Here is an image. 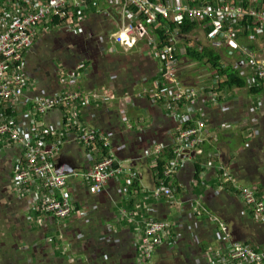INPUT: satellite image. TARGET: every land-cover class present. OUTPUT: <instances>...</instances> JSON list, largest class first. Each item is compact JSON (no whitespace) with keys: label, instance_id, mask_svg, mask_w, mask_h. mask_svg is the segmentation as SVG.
<instances>
[{"label":"crops","instance_id":"crops-1","mask_svg":"<svg viewBox=\"0 0 264 264\" xmlns=\"http://www.w3.org/2000/svg\"><path fill=\"white\" fill-rule=\"evenodd\" d=\"M95 5V7L89 6L84 10V19L76 23L77 28L74 30L53 29L46 31L43 27L41 28L42 33L27 58L31 61L32 56L41 52H46L44 55L50 54L51 62L53 61L51 68L53 74L48 73L45 76L49 70L44 67L31 72L30 75L36 80L37 85L36 91L31 92L29 97L33 98L42 94L43 88L53 92L62 91L66 87L79 91L82 93L83 100L75 107L76 116L86 128H96L106 135L108 134L104 127L108 121H104L107 119L105 112H114V109L119 112L122 116V120L119 122L121 126L120 128L115 125L111 126L114 133L111 132L112 136H109L112 146L109 150L124 168L139 173L137 180L139 190L133 191L129 187L133 180L129 179L128 174H122L109 181L102 194L91 195L84 184V179L81 175H77L71 178L70 188L76 202L75 207L87 213L86 215H73L71 218L61 221L47 219L39 211L30 214L36 199L35 192L20 194L13 182L14 171L18 163L16 157L19 158L20 155L15 153L12 148L2 147L3 144L0 142V201L9 204L5 218L1 217L3 214L0 215V231H2L0 232V264L5 262L17 264L15 261L19 260L29 261L32 254H39L42 249L48 251L49 258L55 257L56 252L60 254L62 252L66 255L64 259L74 261L76 264H97L101 259H104L105 253L100 250V245L108 244L101 243L100 238L106 234L118 237V240L114 241L113 245L111 244L112 256L107 258L111 259L107 261L108 264H140L139 249L136 245L137 226L134 221L122 219L121 210L131 209L141 202L148 206L144 216L148 215L155 220H173L179 215L178 202L186 203L188 209L191 205L206 207L211 213L219 215L224 220L232 232V241L249 242L255 247L263 249L264 224L259 221L251 207L244 203L235 184L225 182L229 177L228 173L233 170L235 159H239L254 142V137L250 134L253 125L260 123L262 128L260 134L264 137V86L253 76L248 65L243 71L238 69L240 74L248 80V86L233 89L223 88L222 91H217L220 92L219 99L217 97L211 99L208 96L209 91L205 89V95H200L196 105L181 103L177 110L173 109V104L166 100H154L152 92L160 87V83L164 82L161 79L160 57L156 48L148 45V39L145 37L140 40L136 48L125 51L111 37V33L117 31L118 26L110 11L118 12L108 2L101 7ZM107 11L111 17H107ZM148 31L150 38H156V31L154 33L151 29ZM255 32L262 33L255 27L250 30V33ZM86 33H89L87 38H93L96 36L95 34L103 33L106 48L115 46V53H109L107 50L106 58L102 59L99 55H95L94 59H90L87 54L83 56L78 53L64 52L65 44L61 39L75 35L81 39L85 38ZM192 38H196L198 41L194 42ZM47 40H52V44L50 45ZM214 40L208 39L203 25H198L191 34H183L177 45L180 48L179 54L182 55L178 67L184 60L191 62V58L185 55L187 47L196 49L208 47L218 52V47L223 39ZM180 43L182 45H179ZM251 51L257 52L255 54L264 60V56H262L264 48ZM55 59H57V63L54 62ZM105 60L109 62V68L106 67L107 64H104ZM124 61L127 63L137 61L138 65L122 66L119 64ZM206 61H204V65L212 67ZM81 63L84 64V68L78 70L77 67ZM222 64H224L223 57ZM62 72L64 75L79 73V76L71 85H67L60 80ZM187 72L189 73L190 70L186 69L185 74L178 72V76L186 86L194 87L188 81L196 77ZM216 73L213 70L205 75L206 83H211ZM217 75L222 83L227 79L226 76L221 78L218 73ZM132 76L137 79L131 84ZM255 83L263 89L258 95L250 92ZM145 90L148 92L144 93ZM94 94H99L101 98H94ZM216 99H218V103H215ZM201 113H204L202 114L205 116L203 119L209 124L208 131H204L206 142L201 144L199 151L197 150L191 157L186 158L176 169L172 181L181 188V191L175 193V197L172 199L150 198L152 190L158 187L156 166L165 145L173 143L179 131L184 130L183 120H193ZM42 119L46 124L55 128V141L62 137L63 114L61 110L51 111ZM36 120L38 121L39 117H36ZM122 144L127 145V150H120ZM128 145L130 146L129 150ZM160 146H162V151L159 155L154 154ZM126 153L130 156H127ZM175 153L177 154L176 150ZM260 154L263 160L264 144ZM102 155L97 144L85 145L77 131H74L56 152L54 163L65 173L74 171L81 173L90 169L101 159ZM224 167L227 168H225V177L222 174ZM237 180V186H256L259 194L264 196L261 178H256V180L239 178ZM199 181H201L200 184H198ZM40 195L45 196L46 191L41 189ZM174 201L176 203L173 205ZM39 208L40 206L37 205V209ZM144 216L138 213L136 219L143 220ZM200 218H204L199 229L203 246L195 244L190 233L185 231L186 235L178 241L176 253L181 256L185 255L187 243L191 241L199 251L196 256L202 253L206 259L205 262L211 264L209 256L207 257L210 249L226 248L231 241L216 239L214 229L218 227L217 224L212 223L204 216ZM81 219H86L87 223H80ZM205 219L206 222L203 223ZM77 230H81L82 235L84 234L86 238H76ZM175 230L172 232L175 233ZM3 231H12V235L19 232L26 236L23 238L26 252L22 253V258H20L21 253L17 245L13 246V250H15L13 254L18 258H9L8 249L4 247L6 240ZM10 244L13 245V243ZM203 249L205 253H203ZM168 250L167 244L158 248L154 259L159 261L161 257L168 255Z\"/></svg>","mask_w":264,"mask_h":264},{"label":"built area","instance_id":"built-area-1","mask_svg":"<svg viewBox=\"0 0 264 264\" xmlns=\"http://www.w3.org/2000/svg\"><path fill=\"white\" fill-rule=\"evenodd\" d=\"M104 1L111 3L117 14H121L122 24L120 26L114 19L118 30L112 32L111 37L125 51L136 48L145 37L148 39V45L156 48V38H150L148 30L151 29L152 33L159 28L165 30L164 46L157 50L162 59L160 72L164 82L160 83V87L151 95L154 100L168 101L176 110L181 103L196 105L201 91L196 87L186 86L178 76L176 48L183 35L182 25L187 19L203 22L201 26L203 25L208 39L212 41L218 38L223 39L222 41L233 40L243 32L242 24L246 20H251L255 29L262 33L264 31V0H206L200 4H197L196 0ZM88 6V0H0V142L2 147L12 148L20 155L19 158L16 157L18 163L13 182L20 194L35 192L36 199L30 214L38 210V205L47 219L64 221L73 215L87 214L82 210L76 212V202L70 188L73 176L81 175L89 194L96 196L102 194L106 184L119 175L128 174L131 180L139 179V173L124 168L110 150L88 170L60 174L54 158L65 139L70 138L74 131H77L85 145L97 144L101 152V147H112L109 136L96 128H86L78 119L75 107L83 100L79 91L66 87L62 91L29 97L31 92L36 91L37 82L30 75L27 57L42 33L41 28L46 31L74 30L77 28L76 23L84 19L83 12ZM107 50L109 53H115L116 47L111 46L106 48ZM243 53L253 76L264 86V60L255 52ZM77 68L81 70L84 64L81 63ZM78 76L79 73L64 75L62 72L60 80L71 85ZM218 91L222 90L218 88ZM208 96L211 99H219L220 92L216 91ZM93 97L101 98L99 94H94ZM218 99L215 103H218ZM54 110H61L63 114L62 137L56 141L55 128L42 119ZM36 117H39L38 121ZM208 127L209 124L203 117H199L191 126L178 133L174 141L177 158L168 166L166 177L173 178L181 163L200 150L201 144L206 142L204 131H208ZM256 128L258 126L253 125L251 130ZM250 134L252 135V132ZM161 151L162 146L158 147L154 154L159 155ZM225 168H222L224 177ZM229 173L225 183L235 184L244 203L251 207L259 221L264 224V196L259 194L256 186H237L238 180ZM161 185L152 190L150 198L158 200L162 197H175L174 189L165 186L164 181ZM41 189L46 191L45 196L40 195ZM175 203L174 201L173 205ZM184 206L186 203L178 202L179 215L173 220H155L148 215L144 216L148 206L142 202L131 209L121 210V218L134 221L137 226L136 245L139 249L140 264H154L157 249L165 244L169 251H175L180 235L172 230L187 218L183 215ZM195 212L198 217L204 216L217 224L216 239L231 241L226 248L210 249L207 257L209 256L211 264H264V248L255 247L249 242L232 241V232L227 224L208 208L195 205ZM138 213L144 216L143 220L136 219Z\"/></svg>","mask_w":264,"mask_h":264},{"label":"trees","instance_id":"trees-1","mask_svg":"<svg viewBox=\"0 0 264 264\" xmlns=\"http://www.w3.org/2000/svg\"><path fill=\"white\" fill-rule=\"evenodd\" d=\"M152 1H158V0H152ZM206 1V0H196L197 4H200L201 2ZM88 5L95 7V3L93 0H88ZM88 6V7H89ZM86 13V11H85ZM107 17H111L110 14L108 13V11L106 12ZM141 21L144 23V21L141 19ZM203 22H199V21H191L189 19H187L184 24L182 25V30H183V34L184 35H188L191 34L194 29L198 26L201 25ZM145 24V23H144ZM242 27L244 28V33H250V30L252 28H254V24L252 23L251 20H246L245 23L242 24ZM89 33H86L85 38H81L79 39V37L77 35L75 36H71V37H64L63 39H61L64 44H65V48H63L64 52H70V53H78L84 56V54H87V56H90V59H94L93 56L95 55H99L102 59L106 58L107 55L105 54L106 51V44H104V34L100 33V34H95L96 36L93 38H87ZM262 36V40L264 42V31L261 34ZM76 37V38H74ZM166 39V34H165V30L163 28H159L156 30V50H160L163 46H164V42ZM89 41V42H87ZM68 45V46H67ZM187 47V46H186ZM179 47L176 48V60H177V65H179L180 60H181V56L179 54ZM186 56L190 57L192 60L196 59L199 61H205L208 64H210L213 68V70H215L221 77L222 76H226L227 79L223 82L219 84V89H233L235 87L238 88H245L248 86V80H246V78L244 76H242L239 72L238 69H236L233 66H225L224 64H222V56L220 55V53L216 52L215 50L208 48V47H203L202 49H196V48H186ZM46 52L44 53H40L38 55H34L32 56L31 61L28 59V67L30 69V73L31 72H35L39 69H42L41 67H44L46 70H49L45 76L48 75V73L51 75L53 74L52 71V62L51 59L49 57V55H44ZM69 53V54H70ZM162 62V59L160 58V64ZM102 63V62H101ZM103 64V63H102ZM104 64H107L106 67L109 68V62L107 60L104 61ZM122 66H130V65H138L137 61L134 63H127L126 61L124 62H120L119 63ZM111 66V63H110ZM159 68V65H158ZM157 68V69H158ZM43 74V76H44ZM52 77V76H51ZM137 78H133L132 76V80L130 81V83H134V80H136ZM262 87L255 83L253 88L250 90V92L252 94H260L262 92L263 89H261ZM48 93H53V91H47L46 89L43 88V93L42 94H48ZM197 110V109H194ZM106 118L104 121H108L106 127V133L108 134V136H112V134H110L113 130H111V126L115 125L118 126V128H120V123L122 120V116L119 114V112H117L114 109V112L112 111H106ZM201 113L200 115L196 116L197 118L199 117H203L205 118V116H203ZM112 116V118H111ZM195 118V119H197ZM112 119V121H111ZM193 119V118H192ZM188 119V120H183L182 126L183 129L188 128L189 126H191L194 123V120ZM109 121H111V123H109ZM115 122V124H114ZM260 124V123H259ZM257 124L258 128L254 129L252 131V137H254V142H252V144L250 145V147L248 149H246L242 155L239 157V159H235L234 161V165L232 166L231 170V175L236 178H246L248 180H256V178H261L262 180V187L264 188V159L262 160V156L260 154V151L263 147L264 144V137L260 134V130L262 129L261 126ZM115 131V129H114ZM180 132V131H179ZM114 133V132H112ZM258 136V139H256ZM175 141V139H174ZM173 141V143H170V145H165L166 147L164 148V151H162V154L160 155L158 161H157V166H156V171H157V180H159V182L157 183L158 186H162L161 182L164 181L165 186L171 187L172 189L175 190L176 193H179L181 191V188L179 186H177L176 184H174V182L172 181V177H166L165 172L168 168V166L170 165L171 161H173L176 158V153H175V149H176V143ZM122 149L120 148V150H127V145L122 144L121 145ZM116 148V147H115ZM130 149V146L128 145V150ZM101 150L103 152V154H108L109 149L105 148V147H101ZM127 156H130L128 153H126ZM223 174V173H222ZM221 174V175H222ZM224 176V174H223ZM129 179H131L129 177ZM138 180V179H137ZM137 180H133L130 184L129 187L132 188L133 191H138L139 190V184L137 182ZM201 181H199L198 184H200ZM190 205V204H189ZM7 207H9V204H7V202H1L0 201V215L3 214L1 217L5 218L6 215V211L8 210ZM80 209L76 208V212L79 211ZM37 211H39L40 213L42 212V209L39 208ZM186 215L187 218L183 219L180 223V225H178L176 227L175 230V234L180 235L179 239H182L186 234L185 231L189 232L194 243L197 245L201 244V237H200V232L199 229L202 226L201 222L204 218H200L197 216V213L195 212V205H191V207L188 209L186 206H184V212L183 215ZM80 223L84 224L87 223L86 219H81V221L79 220ZM206 222V219L203 221V223ZM209 226V225H208ZM207 226V227H208ZM251 228H254L253 226H250ZM218 230V227H215L214 229V233ZM2 232V231H0ZM4 232V238L6 240V243L4 245V247H6L8 249V253H9V258L11 259H16L18 257H16L13 252L15 253V250H13V246L17 245L19 247V252L21 253L20 258H22V253L26 252L25 247L26 244L25 242H23V238L26 237L25 235H21V233H15L16 235H12V231H3ZM78 239H85V235H82V231L81 230H77L76 232ZM195 235V236H194ZM118 237H116L115 235L112 234H106L103 235V237L100 238V242L104 243V244H108V245H100V250L102 252H104L105 254L103 255L104 259H101L99 261V263L97 264H108L107 261L111 260V259H107L110 258L112 255V252L110 251V249H112L111 244L113 245L114 241H117ZM10 243H13V245H11ZM194 243H192L191 241L187 243V251H185V255H182L183 257H179V259L177 258V253L175 256V264H207L205 261V257L203 256L202 253L199 254V256H196L198 254V249H196L194 247ZM110 244V245H109ZM202 245V244H201ZM203 246V245H202ZM180 247V245H179ZM178 249V242L176 244L175 247V251ZM204 251V249H203ZM47 250L42 249L41 252H39V254H32L30 257V260H19V261H15V263L17 264H76L74 261H69L64 259L66 257L65 254H63L61 251V255L59 252H56L54 255L55 257L49 258L48 254H47ZM189 252V253H188ZM205 253V251L203 252ZM196 257L194 260L193 258ZM8 258V259H9ZM2 260V259H1ZM3 264H12V263H8L5 262Z\"/></svg>","mask_w":264,"mask_h":264},{"label":"rangeland","instance_id":"rangeland-1","mask_svg":"<svg viewBox=\"0 0 264 264\" xmlns=\"http://www.w3.org/2000/svg\"><path fill=\"white\" fill-rule=\"evenodd\" d=\"M106 2L107 1H104V0L94 1V3L97 4V7H101V5H105ZM251 36H253V37H251ZM192 40L194 42L198 41L196 38H192ZM47 41L50 45L52 44V40H47ZM220 44L221 45L218 47V49H219L218 52L223 57L224 65L233 66V67L239 69L240 71H243L245 69V67H247V62L242 55V54H244L243 53L244 51H251L252 49L258 50V49L264 48L262 36L258 32L245 34L243 31L241 34H239L233 40H231V41H225L224 40V41H221ZM179 45H182V44L180 43ZM255 53H257V52H255ZM262 56H264V53L262 54ZM54 62L57 63V59H55ZM178 69H179L178 72H180L182 74L186 73V69L190 70V72L189 73L187 72V73L193 74L196 77L193 80L190 79L188 82H191V84H193L192 86L201 90L200 95H205V93H206L205 89H207L209 91L208 94L212 95L215 91H218L219 83H222V81H220V79L217 78V76H218L217 73H216V75L214 74V76H213L214 80H212L211 83H206L207 80L204 79V76L208 75L209 72H212L213 69L210 66L206 67L204 65V61L191 59V62H189V61L186 62L184 60L182 62V64H180ZM201 97H204V96H201ZM167 253H168V255L164 254L166 256H164L163 258L161 257V259L159 261H157L156 259H153L154 264H175L174 262H175L176 251H169L168 250ZM180 256H181V254L177 253L178 259ZM181 257H183V256H181ZM173 259H174V261H173Z\"/></svg>","mask_w":264,"mask_h":264},{"label":"water","instance_id":"water-1","mask_svg":"<svg viewBox=\"0 0 264 264\" xmlns=\"http://www.w3.org/2000/svg\"><path fill=\"white\" fill-rule=\"evenodd\" d=\"M110 13H111L112 17H113L114 19H116L117 22L119 23V25L121 26V24H122V17H121V14H117V13H115L114 11H110ZM57 171H58L60 174L65 173V172L61 171V168H60L59 166H57Z\"/></svg>","mask_w":264,"mask_h":264}]
</instances>
